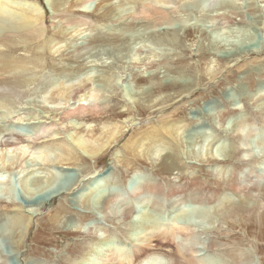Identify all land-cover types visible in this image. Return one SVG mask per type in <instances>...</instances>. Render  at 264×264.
Segmentation results:
<instances>
[{
	"label": "rangeland",
	"instance_id": "rangeland-1",
	"mask_svg": "<svg viewBox=\"0 0 264 264\" xmlns=\"http://www.w3.org/2000/svg\"><path fill=\"white\" fill-rule=\"evenodd\" d=\"M29 1L40 36L19 26L18 4L0 19V264H78L98 236L128 248L154 233L156 251L173 224L195 230L199 264H264V0H94L90 15L79 0ZM82 87L97 112L64 115ZM173 110L172 137L124 149ZM106 130L97 163L73 143L103 147ZM27 137L24 154L4 147ZM145 185L160 198L125 223L119 204ZM107 195L119 202L105 212Z\"/></svg>",
	"mask_w": 264,
	"mask_h": 264
},
{
	"label": "bare ground",
	"instance_id": "bare-ground-1",
	"mask_svg": "<svg viewBox=\"0 0 264 264\" xmlns=\"http://www.w3.org/2000/svg\"><path fill=\"white\" fill-rule=\"evenodd\" d=\"M24 1H25V3H24ZM44 1H46V0H44ZM92 1H94V0H79L78 5L80 8V12L83 14L85 13V14L90 15L91 11H89L88 8L89 7L91 8V5L94 3V2L91 3ZM212 2H213V0H212ZM212 2H209V4L207 3V5H211ZM12 3L18 4L21 6V7H19V9L17 10V13H16L17 18L21 22V24L19 26L22 25L23 29H26L28 34H30L32 36H40L42 34L41 32H42L43 26H44V20H45L44 14L40 13V12L36 13L34 10L30 11V9L27 7L25 9L24 6H27L30 4L29 0H20V1L14 0V2H9V0H0V19L4 17V14H3L4 13V10H3L4 6H13V5H11ZM47 3L50 4V2H47ZM89 3H91V4L88 7ZM95 3H96V1H95ZM47 6H48V4H47ZM16 7H18V6H16ZM50 7H51V5H50ZM35 8H37V7H35ZM78 13H79V11H78ZM158 16H159L160 20H163L164 22H166L167 25H170V22H169L170 20L167 21V16L165 14H159ZM146 18H147V16H146ZM158 19H156V21ZM168 27H170V26H168ZM86 91H87V87H82L78 90L79 94L78 93L77 94L80 96H78L79 98L77 97V104H74V108L72 109V111L65 112L64 115L70 116V115L86 114V113H88V111H92V110L94 112H97V110H94V109H97L96 107H93V108L91 107L90 109L86 108L85 107L86 103H84L85 100L80 98V97H84L86 95ZM160 104H161V101L154 104L151 107H148V110H152L153 108H156ZM166 105L171 106L168 104H166ZM87 107H89V105ZM172 113L173 114L168 116L167 119L158 121L159 125L152 124L153 128H155L156 126H158V127L153 129L152 132H148V133L145 132V134H143L145 136L141 137L142 141H139V140H138L139 142L138 141L134 142V140L129 141L127 146H125V144H124V146H125L124 149H127L128 151H135L137 149V147L140 146L142 144V142H145L146 140H153L156 138L157 139L158 138L164 139V138L172 137V135L175 132V128H177L176 124H172L171 122L168 121V119H171L172 116L174 115V113H175L174 110ZM63 119H64V117H63ZM247 127L251 128L252 126H247ZM50 130L51 129L49 128V131ZM261 131H264V121H263V125L261 127ZM42 133H44V131ZM106 133L108 135L107 140L105 142V145L103 147H100V148L87 149L88 146H90L89 145L90 143L89 142L82 143V142H80V140H75V142H73V143H75V145L78 147H82L83 151H87L89 154V157H90L89 159L93 162V161H95V159H98V157H100L102 155V152L104 150H106L105 148L109 146L108 141L114 140V138L116 136L115 131H112V130H109V131L106 130ZM33 140H34V138L27 137L26 140H24V139L20 140L18 143L7 142V143H5L4 147L9 151H19L21 154H24L27 152V150L25 148L26 146H23L22 144L33 143L32 142ZM42 140H44V139H42ZM15 142H17V141H15ZM210 158H211L212 162H220L219 159H217L213 154H211ZM242 173H244V171H242ZM255 186H256L258 193L261 194L262 197L264 198V175L263 174L260 176L259 181H257L255 183ZM59 193L60 192H57L54 195H52L51 197H49L48 201H51L55 197L59 196L58 195ZM93 194H94L93 191L92 192L89 191V193L85 192L82 195L80 193V195L83 196L81 201L85 206L89 205V200L92 198ZM157 194H159V193H157L155 191V188L153 189L152 186H150V185H145L141 189L132 191V193L129 195V198L126 201L119 204V206H118V212L120 213L121 220L124 221L125 223H127L128 221L132 222V217L134 216V214L137 210L138 203H149L150 200L152 201L154 199L160 198V196L158 197ZM118 197H119L118 195H107L106 198L102 197L103 198L102 202L104 205L103 209L105 212L110 210V207L115 206L119 202ZM66 200L68 201V199H66ZM177 203H178V201L176 200L174 204L176 205ZM21 213H22V211H21ZM31 216L32 215L27 213V218H28L27 220L32 219ZM23 217H24V215H23ZM145 219L147 220L146 224L149 225V226L147 225V228H151V230L154 231V228H155L154 225H150V224H155L154 220L156 218H153L150 214H146ZM156 222H157L156 224H158L159 221H156ZM217 230H220V229H217ZM194 231L190 228H182V227L176 226V224H173L172 226L170 225V227H168V229L166 231H164L163 233H160V235H161L160 238H162L165 241L163 243H161L160 245L158 244L156 251H153L151 249V246H152L151 243H152L153 239L156 238V236H157V234H154V233L153 234L151 233L147 236H144L140 240H134L133 239L132 241H130L128 248H115V247L111 248V246L109 244H107V249H104V247H105L104 243L105 242H102V241H105L107 238L105 240H103L104 239L103 237L98 236V237H95L92 239V244H93V246H95L94 251L91 252V250H93V249H91L89 252H87L85 257L83 259H81L78 262V264H90L92 262L91 258H93L94 255H97L96 259H97L98 264H199L198 258H197V253H199L200 250H198V248L194 249V247L192 248V246H191V248L188 247V243H189V241H191L190 239L193 240V238L196 236ZM215 243H216L215 236H210L208 233V234H206L204 240L199 243V245L201 246L200 249L201 250L207 249V248L210 249L215 245ZM103 250H105L104 253H102Z\"/></svg>",
	"mask_w": 264,
	"mask_h": 264
},
{
	"label": "water",
	"instance_id": "water-1",
	"mask_svg": "<svg viewBox=\"0 0 264 264\" xmlns=\"http://www.w3.org/2000/svg\"><path fill=\"white\" fill-rule=\"evenodd\" d=\"M106 172V171H105ZM131 183H133V182H131Z\"/></svg>",
	"mask_w": 264,
	"mask_h": 264
}]
</instances>
